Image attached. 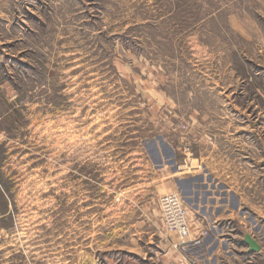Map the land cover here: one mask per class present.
Returning <instances> with one entry per match:
<instances>
[{"label":"rangeland","instance_id":"rangeland-1","mask_svg":"<svg viewBox=\"0 0 264 264\" xmlns=\"http://www.w3.org/2000/svg\"><path fill=\"white\" fill-rule=\"evenodd\" d=\"M206 167L248 218L220 248ZM0 264H264V0H0Z\"/></svg>","mask_w":264,"mask_h":264},{"label":"crops","instance_id":"crops-1","mask_svg":"<svg viewBox=\"0 0 264 264\" xmlns=\"http://www.w3.org/2000/svg\"><path fill=\"white\" fill-rule=\"evenodd\" d=\"M234 154L237 155V153ZM214 172L216 171H211L208 167H206L203 173L201 172V228L196 226L193 235H198L199 233L200 237L206 231L208 234L204 242L206 244L212 241L217 242L218 248H220L221 244L224 243L223 239H225L222 237L229 235L230 232H234V229L218 228L216 225H219L223 221L229 220L232 222L236 220V216H239L242 209L241 199L243 197L238 194L237 187L232 184L233 175L231 172L229 174V181L227 182H223L216 178V176H213ZM193 192L194 187L192 185L188 195L192 196ZM233 202H235V205L232 206ZM216 212L218 214L215 215ZM239 218L240 223L242 221L248 222L246 215L241 214ZM252 236H254L253 233ZM199 237L193 239L194 237H192L191 233L189 238L181 241L179 245L177 243L174 247L182 246L183 248V246L193 244L196 240H199Z\"/></svg>","mask_w":264,"mask_h":264},{"label":"built area","instance_id":"built-area-1","mask_svg":"<svg viewBox=\"0 0 264 264\" xmlns=\"http://www.w3.org/2000/svg\"><path fill=\"white\" fill-rule=\"evenodd\" d=\"M160 207L167 228L176 232L183 240L189 238L191 234L190 222L182 197L177 193L163 196L160 198ZM195 243L199 244L201 241L196 240Z\"/></svg>","mask_w":264,"mask_h":264},{"label":"water","instance_id":"water-1","mask_svg":"<svg viewBox=\"0 0 264 264\" xmlns=\"http://www.w3.org/2000/svg\"><path fill=\"white\" fill-rule=\"evenodd\" d=\"M244 242L249 246V251L259 252L261 250V246L257 242V240L249 233L244 234Z\"/></svg>","mask_w":264,"mask_h":264}]
</instances>
